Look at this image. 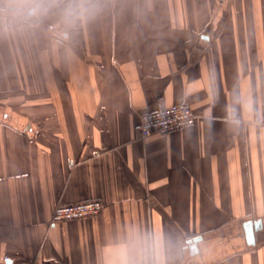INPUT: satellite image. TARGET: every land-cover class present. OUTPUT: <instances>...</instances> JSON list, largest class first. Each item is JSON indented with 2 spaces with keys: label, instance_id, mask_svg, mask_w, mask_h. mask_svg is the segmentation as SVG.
Instances as JSON below:
<instances>
[{
  "label": "crops",
  "instance_id": "crops-1",
  "mask_svg": "<svg viewBox=\"0 0 264 264\" xmlns=\"http://www.w3.org/2000/svg\"><path fill=\"white\" fill-rule=\"evenodd\" d=\"M184 102L194 123L140 135ZM263 114L264 0H109L70 40L0 37V264H123L152 236L162 264H264Z\"/></svg>",
  "mask_w": 264,
  "mask_h": 264
},
{
  "label": "clouds",
  "instance_id": "clouds-1",
  "mask_svg": "<svg viewBox=\"0 0 264 264\" xmlns=\"http://www.w3.org/2000/svg\"><path fill=\"white\" fill-rule=\"evenodd\" d=\"M109 0H0V37L35 30L46 22L56 24L60 38L70 40L83 24L94 19ZM162 236L146 237L138 248L143 258L128 254L123 264H162L158 257L164 248ZM135 250V249H134Z\"/></svg>",
  "mask_w": 264,
  "mask_h": 264
},
{
  "label": "built area",
  "instance_id": "built-area-1",
  "mask_svg": "<svg viewBox=\"0 0 264 264\" xmlns=\"http://www.w3.org/2000/svg\"><path fill=\"white\" fill-rule=\"evenodd\" d=\"M195 112L189 103H178L162 106L152 111H146L139 115L138 131L142 137L152 133H168L194 123ZM264 128V114L261 119ZM103 202L92 198L72 203L57 204L51 216L52 222L87 218L100 212Z\"/></svg>",
  "mask_w": 264,
  "mask_h": 264
},
{
  "label": "water",
  "instance_id": "water-1",
  "mask_svg": "<svg viewBox=\"0 0 264 264\" xmlns=\"http://www.w3.org/2000/svg\"><path fill=\"white\" fill-rule=\"evenodd\" d=\"M262 227L261 219H248L243 222L244 236L247 244L253 245L255 243V233ZM201 236H193L187 240L188 248L190 253L197 252V241Z\"/></svg>",
  "mask_w": 264,
  "mask_h": 264
}]
</instances>
